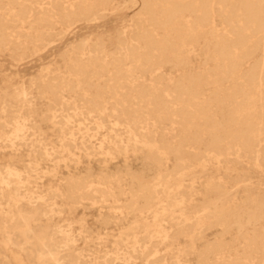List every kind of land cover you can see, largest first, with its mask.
<instances>
[{"label":"bare ground","instance_id":"obj_1","mask_svg":"<svg viewBox=\"0 0 264 264\" xmlns=\"http://www.w3.org/2000/svg\"><path fill=\"white\" fill-rule=\"evenodd\" d=\"M0 264H264V0H0Z\"/></svg>","mask_w":264,"mask_h":264},{"label":"rangeland","instance_id":"obj_2","mask_svg":"<svg viewBox=\"0 0 264 264\" xmlns=\"http://www.w3.org/2000/svg\"><path fill=\"white\" fill-rule=\"evenodd\" d=\"M126 15H131L132 10L125 11ZM124 13L116 14L113 16H108L105 19H103L97 26H81L78 30L76 39H79L83 35L87 34L88 32H94L97 30H111L114 26H118L123 20L128 19V16H126ZM63 46V45H62ZM60 47L58 50L61 51L63 47ZM46 60V58H44ZM36 68H30L29 66H26L23 68V73L27 74L32 73ZM91 220V218H90Z\"/></svg>","mask_w":264,"mask_h":264}]
</instances>
